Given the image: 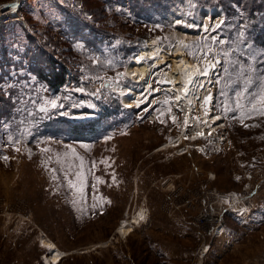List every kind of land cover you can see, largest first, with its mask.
I'll use <instances>...</instances> for the list:
<instances>
[{
    "label": "rangeland",
    "instance_id": "1",
    "mask_svg": "<svg viewBox=\"0 0 264 264\" xmlns=\"http://www.w3.org/2000/svg\"><path fill=\"white\" fill-rule=\"evenodd\" d=\"M147 1L146 16L134 17L127 0H25L16 18L0 22V264H45L41 238L68 253L58 264H194L200 238L187 220L194 211L169 196L172 185L188 182L237 197L248 186L254 202L245 217L236 208L225 213L224 242L200 264H264V74L253 67L260 52L248 36L255 20L264 22V6ZM206 7L224 15L200 30L195 11ZM173 29L189 35L190 59L215 65L191 113L201 123L208 112L219 116L212 135L187 128L165 90L171 62L153 63L142 83L124 76L143 41L159 37L168 48ZM42 54L66 66L58 90L33 71L32 55ZM107 82L134 85L138 103L124 108ZM90 120H100L95 139L68 137L67 123ZM140 208L147 217L121 238L119 220Z\"/></svg>",
    "mask_w": 264,
    "mask_h": 264
},
{
    "label": "bare ground",
    "instance_id": "2",
    "mask_svg": "<svg viewBox=\"0 0 264 264\" xmlns=\"http://www.w3.org/2000/svg\"><path fill=\"white\" fill-rule=\"evenodd\" d=\"M25 0H12L4 3L0 6V16H15L19 13V6ZM4 8V9H3ZM189 9V8H188ZM181 11V10H180ZM198 21V28L200 30L208 28V22L214 17L217 21H222L223 12L220 8L206 7L196 9L195 11ZM181 15V14H180ZM172 23L174 20L171 18ZM187 29L191 30L190 23L187 22ZM176 26V25H175ZM175 28V27H173ZM172 30L173 43L167 47L162 46L158 42V37H150L143 42V46L140 47L136 53L133 54L130 60V64L125 69L124 76L131 80L133 83H142V76L146 72L154 67L152 64L159 65L166 61L171 62L172 71L166 72V81H168L173 93L175 104L181 107L185 113L187 119L186 127L194 126L199 131H204L205 135H212L214 131L219 127L220 118L217 114L208 112L206 115L201 116L202 123L192 118L191 113L196 107V101L199 96L203 97L205 89L208 87L209 79L214 71L215 65L206 58L198 57L197 59H190L183 51L186 46L189 35L185 32ZM151 65V66H150ZM160 67V66H159ZM172 74L174 77L172 78ZM107 88L111 93L115 94L125 108L131 109L138 103L139 94L134 85H121L114 82H107ZM151 86L149 82H143L142 89L145 92H149ZM208 111V110H206ZM211 111V110H210ZM206 113V112H204ZM186 128V129H187ZM181 137H176L172 142L165 143L162 147L156 150V152L167 150L169 147H174ZM144 209L140 208L132 216L126 215L119 220L116 227V233L121 238H126L132 232L135 224H140L145 220ZM107 242L93 245L98 247L106 245ZM41 246L45 248L47 253L43 255L45 264H58L62 258L68 255V253L61 251L57 246L49 239L41 238ZM86 251V250H85Z\"/></svg>",
    "mask_w": 264,
    "mask_h": 264
},
{
    "label": "built area",
    "instance_id": "3",
    "mask_svg": "<svg viewBox=\"0 0 264 264\" xmlns=\"http://www.w3.org/2000/svg\"><path fill=\"white\" fill-rule=\"evenodd\" d=\"M9 18H16V16ZM158 42L163 46L159 39ZM184 152H187V150H184ZM193 184L188 182L184 185L186 188L183 186L174 187L172 185L171 190H169V196L178 194V200L182 198V206L190 207L192 209L191 211H194L193 218L188 217L187 220L193 223L196 238H200L194 263L200 264L201 261L203 262L205 260L207 253L211 250L215 242L219 240L221 241L220 244L224 242L226 228L223 216L225 213L236 208L238 215L245 217L248 209L253 207L254 202L248 199V186L243 190L242 195L237 197V194L231 192L221 193L211 188L208 194L206 189H202L199 186H192ZM255 184L256 182L251 186L250 191L255 188Z\"/></svg>",
    "mask_w": 264,
    "mask_h": 264
},
{
    "label": "trees",
    "instance_id": "4",
    "mask_svg": "<svg viewBox=\"0 0 264 264\" xmlns=\"http://www.w3.org/2000/svg\"><path fill=\"white\" fill-rule=\"evenodd\" d=\"M127 1H129L130 6L132 4L131 9L133 10L134 17L146 16L147 14L146 11L150 8L145 5L146 3H148L147 0H127ZM235 1H237V3H240L247 8L249 7L250 4L253 5L256 2H258V5L260 7L264 6V0H235ZM199 3L201 6L213 5V4H204L203 2H199ZM90 17L91 15L88 17V19ZM248 36H250L251 41L254 44V47L259 48V52H260L255 57V60L253 62L254 63L253 67L258 74H264V22L260 20H255L254 29L253 31L248 32ZM126 51L128 52V50ZM32 60H34L35 63V66L33 67L34 73L38 78L42 79L46 83L49 90H58L63 85H66L67 69L65 65L55 63V61L46 58L43 54L37 57L32 55ZM3 63H6V53L0 52V68ZM43 64L49 66V70L47 72H44L43 69L41 68ZM3 107L4 105L0 106V119L5 114ZM98 123H100V120L96 122L90 120L88 122H83V123L80 122L67 123L66 125L68 129V137H71L72 140H76V141L77 140L86 141L90 138H91L90 140H93L96 137L90 135V133H93L96 131V129H98L97 127ZM65 128L66 126L63 128H59V131L58 129L55 131H58L57 133L58 135H62L63 133L62 129Z\"/></svg>",
    "mask_w": 264,
    "mask_h": 264
},
{
    "label": "water",
    "instance_id": "5",
    "mask_svg": "<svg viewBox=\"0 0 264 264\" xmlns=\"http://www.w3.org/2000/svg\"><path fill=\"white\" fill-rule=\"evenodd\" d=\"M4 17H6V16H4ZM0 18H3L2 16H0Z\"/></svg>",
    "mask_w": 264,
    "mask_h": 264
}]
</instances>
